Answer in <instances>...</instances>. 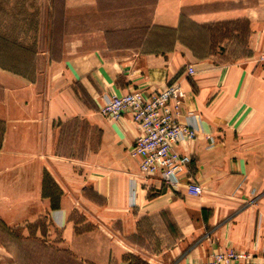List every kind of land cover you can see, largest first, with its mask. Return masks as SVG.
<instances>
[{"label": "crops", "instance_id": "1", "mask_svg": "<svg viewBox=\"0 0 264 264\" xmlns=\"http://www.w3.org/2000/svg\"><path fill=\"white\" fill-rule=\"evenodd\" d=\"M44 2L37 18L4 20L10 31H0V42L14 35L0 45V226L24 236L46 215L50 239L60 235L50 245L76 264H131L135 255L166 264L135 239L151 219L166 237L168 218L177 264L228 249L264 262V0ZM171 83L200 123L197 138L177 147L191 162L176 189L139 173L129 115L99 114L103 94ZM71 122L85 131L65 129ZM73 136L82 138L78 155L61 146ZM189 182L199 196L186 193Z\"/></svg>", "mask_w": 264, "mask_h": 264}, {"label": "built area", "instance_id": "2", "mask_svg": "<svg viewBox=\"0 0 264 264\" xmlns=\"http://www.w3.org/2000/svg\"><path fill=\"white\" fill-rule=\"evenodd\" d=\"M264 65V55L260 56ZM187 76L194 73L192 66L185 69ZM186 92L178 83L146 93L132 90L122 95L103 94L99 113L111 120L129 115L134 126V141L129 156L138 160L139 173L145 178L159 177L171 189L179 185V176L188 168L189 154L177 147L197 138L199 117L185 110ZM186 193L197 197L201 187L195 182L186 185ZM187 264H264L259 258L243 251L228 249L210 254L205 260L193 259Z\"/></svg>", "mask_w": 264, "mask_h": 264}, {"label": "rangeland", "instance_id": "3", "mask_svg": "<svg viewBox=\"0 0 264 264\" xmlns=\"http://www.w3.org/2000/svg\"><path fill=\"white\" fill-rule=\"evenodd\" d=\"M46 0H0V31L7 29L10 31L9 27L3 28L2 27V21H13L15 19L17 20H27L29 21L30 18H37L39 15V12H45L46 6L43 8ZM115 0H112L114 2ZM153 2V0H151ZM106 4V3H104ZM38 6V9L36 8ZM32 11L29 12L27 10ZM153 9V3H151V11ZM30 14L32 17H30ZM94 17V15H92ZM135 18H141L142 12L138 10L137 8L134 11ZM70 17H78V12H72L70 14ZM101 17V16H100ZM109 17V16H108ZM147 17V8L145 7L144 11V18ZM190 33H193V28L188 29ZM195 31V30H194ZM221 33L226 32V27L223 29H218ZM5 33V31H4ZM11 34V33H10ZM3 42H0L1 46H8V40L10 38L13 39V30L11 36L8 34H3ZM11 39V40H12ZM1 41V40H0ZM12 49L14 48V45H10ZM226 51V50H225ZM30 77V75H29ZM1 95V91H0ZM100 114V113H99ZM82 124L79 122H71L67 123L65 126V129L67 127H71L72 131H77L82 129ZM64 125L60 128L63 129ZM3 126L2 123H0V139L2 136ZM59 130V128H58ZM84 130V129H82ZM85 131V130H84ZM89 129L86 130L85 133H87L88 136ZM92 137V135H91ZM73 141L75 142L74 145L69 147L66 145H61L64 150L72 152L73 155H78L81 151L79 149L78 143L82 138L79 140L78 137H72ZM88 140V137H87ZM92 140H94L92 138ZM66 142L62 139L59 140V136L57 137V143L59 142ZM93 144V141L91 142ZM84 194L87 195V197L96 199L90 189L84 190ZM98 200V199H97ZM74 223H81L82 217L80 216L78 211H75L71 215ZM171 219L167 218V224H166V237H162V228L159 227H153V223L156 225L154 220L151 219L150 221H145L141 223V227L139 228V233L137 235L136 242L139 244H142L146 247L147 253L150 255H153V257L157 258V261L159 260V256L161 255L162 259H165L166 264H177L179 261L178 257H172V251L174 242L172 243L171 240H173L175 237H178V231L177 228L172 225L170 222ZM24 230V236L35 237L29 238L28 240H20L19 231H17L19 234L9 231L5 228H2L0 226V264H76L74 263L72 257H70L68 254L58 252L53 249V247L50 245V241L57 243L60 239V235L56 232L53 239H50V234L48 233L49 229V223L47 220L46 215L40 216L38 220L28 223L25 225ZM81 229L88 228V225H81ZM18 229V228H16ZM14 230V228L12 229ZM159 235L161 236V239H164L161 243L159 242ZM15 233V234H14ZM23 236V237H24ZM172 248V249H171ZM146 256V255H145ZM145 256L135 255V258H138L142 261H144L146 264L147 260ZM132 259V258H131ZM134 260V259H133ZM135 261V260H134Z\"/></svg>", "mask_w": 264, "mask_h": 264}, {"label": "trees", "instance_id": "4", "mask_svg": "<svg viewBox=\"0 0 264 264\" xmlns=\"http://www.w3.org/2000/svg\"><path fill=\"white\" fill-rule=\"evenodd\" d=\"M221 26V25H220ZM223 27L225 28L226 27V32L225 33H223L222 35H220V39H224V38H226V36H228V34H227V32H228V26L226 25H223ZM211 39L212 40H215V38L211 35ZM219 39V40H220ZM3 131V130H2ZM2 134V133H1ZM1 140V139H0ZM7 230H9V231H12V232H15V233H17V234H19L17 231H19L18 229H14V230H12V229H7ZM14 233V234H15ZM19 238H20V240H28L30 237H31V235H30V237H23V236H21L20 234H19ZM31 238H34L35 240H36V238L33 236V237H31ZM62 253H65V254H68L66 251L65 252H62ZM69 255V254H68ZM132 257V259H131V264H146L144 261H142V260H140V259H138V258H135V256H131ZM135 261H134V260Z\"/></svg>", "mask_w": 264, "mask_h": 264}]
</instances>
